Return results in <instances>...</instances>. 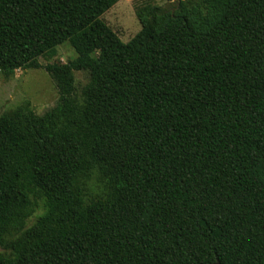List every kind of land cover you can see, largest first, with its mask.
Returning a JSON list of instances; mask_svg holds the SVG:
<instances>
[{"label":"trees","instance_id":"trees-1","mask_svg":"<svg viewBox=\"0 0 264 264\" xmlns=\"http://www.w3.org/2000/svg\"><path fill=\"white\" fill-rule=\"evenodd\" d=\"M118 1L0 0L5 78L76 52L0 113V264H264V0L146 2L126 42Z\"/></svg>","mask_w":264,"mask_h":264},{"label":"rangeland","instance_id":"rangeland-1","mask_svg":"<svg viewBox=\"0 0 264 264\" xmlns=\"http://www.w3.org/2000/svg\"><path fill=\"white\" fill-rule=\"evenodd\" d=\"M175 1L119 0L106 10L101 15V18L117 33L123 42H126L140 29V24L135 16L136 6L146 2L168 6ZM75 56V50L65 41L56 46L53 55H42L38 57L41 65L39 68L17 69L14 75L9 78H5L0 71V113L5 109L13 108L21 104L25 99L30 102V106L38 114H42L54 106L58 99V91L52 77L43 66L48 63L65 62ZM74 78L75 90L79 94L81 87L88 80V73L83 70L74 71ZM33 219L34 216H31L27 224L29 225ZM0 251H2L1 247Z\"/></svg>","mask_w":264,"mask_h":264},{"label":"water","instance_id":"water-1","mask_svg":"<svg viewBox=\"0 0 264 264\" xmlns=\"http://www.w3.org/2000/svg\"><path fill=\"white\" fill-rule=\"evenodd\" d=\"M23 70V69H22ZM214 264H220V263H218V262H215Z\"/></svg>","mask_w":264,"mask_h":264}]
</instances>
